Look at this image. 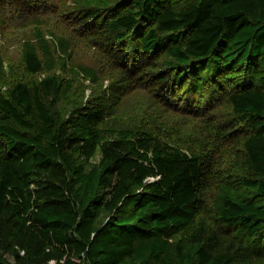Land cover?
<instances>
[{
	"label": "trees",
	"instance_id": "1",
	"mask_svg": "<svg viewBox=\"0 0 264 264\" xmlns=\"http://www.w3.org/2000/svg\"><path fill=\"white\" fill-rule=\"evenodd\" d=\"M73 3L70 17L113 34L138 72L164 60L162 82L190 86L179 105L222 92L247 125L243 174L209 178L174 134L78 88L97 70L50 31L55 55L36 12L19 62L0 51V264H264V0Z\"/></svg>",
	"mask_w": 264,
	"mask_h": 264
},
{
	"label": "rangeland",
	"instance_id": "2",
	"mask_svg": "<svg viewBox=\"0 0 264 264\" xmlns=\"http://www.w3.org/2000/svg\"><path fill=\"white\" fill-rule=\"evenodd\" d=\"M72 4L73 0H27L21 4H0V15L5 19L4 24L0 20V51L5 59L8 62H19L20 36L25 31H31L28 24L37 15L36 12L44 13L48 22L43 29L54 54L58 52L57 42L52 39L50 31L54 32L55 37H73L70 62L92 66L99 74L97 84L82 82L76 76L78 88H85L87 95L93 90V94L99 93L112 110L115 108L116 114L126 117L131 125L150 126L157 131L174 134V140L200 154L209 178L217 171L243 174L247 125L233 112L221 91H217L213 85L204 86L195 95L193 103H180V106L177 97H182L190 86L181 89L174 84L165 85L159 77L167 68L164 60H157L155 65L146 64L143 71L138 72L136 68L139 67H132V60L125 62L123 56L129 55L130 59L133 57L128 50L115 57L118 43L113 34L104 28L98 30L102 33L97 30L93 32L94 28L85 30L82 22H76L74 17H70L78 11ZM35 7L38 8L31 11ZM111 49L115 52L112 53ZM127 74L131 78L126 77ZM143 78L147 80L145 83L140 82ZM173 86L176 87L175 92L170 91ZM207 121L218 126L217 133L207 125ZM212 185L207 186L208 193Z\"/></svg>",
	"mask_w": 264,
	"mask_h": 264
},
{
	"label": "water",
	"instance_id": "3",
	"mask_svg": "<svg viewBox=\"0 0 264 264\" xmlns=\"http://www.w3.org/2000/svg\"><path fill=\"white\" fill-rule=\"evenodd\" d=\"M52 264H55L54 262Z\"/></svg>",
	"mask_w": 264,
	"mask_h": 264
}]
</instances>
